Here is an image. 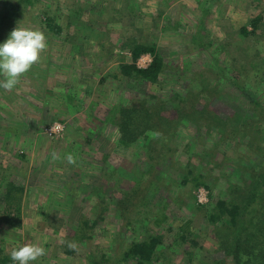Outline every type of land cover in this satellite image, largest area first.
Masks as SVG:
<instances>
[{
    "label": "rangeland",
    "instance_id": "374dc122",
    "mask_svg": "<svg viewBox=\"0 0 264 264\" xmlns=\"http://www.w3.org/2000/svg\"><path fill=\"white\" fill-rule=\"evenodd\" d=\"M21 9L4 41L20 25L43 31L47 49L15 89L0 88V264H14L11 250L29 242L47 251L31 264H137L124 259L126 248L151 236L160 241L158 264H235L224 250L236 243L231 217L211 223L208 215L226 200L246 208L239 210L245 235L259 231V198L241 190L250 179L262 181L264 128L226 139L218 124L208 130L211 121L197 126L185 114L229 118L234 128L259 120L264 0H41ZM259 16L255 34L251 23ZM89 20L97 33L81 29ZM135 44L155 47L164 59L158 81L132 68L153 62L149 53L135 59ZM137 110L171 120L165 126L173 135L164 134L167 147L154 162L142 140L121 142L120 122L130 123L128 139L140 131L131 119ZM55 122L66 124L65 132L45 133ZM68 153L76 164L64 159ZM188 163L204 166L210 190L182 185ZM125 198L128 205L120 206ZM162 208L167 219L156 226ZM224 223L227 230L215 229ZM189 226L195 232L185 238Z\"/></svg>",
    "mask_w": 264,
    "mask_h": 264
},
{
    "label": "trees",
    "instance_id": "16d2710c",
    "mask_svg": "<svg viewBox=\"0 0 264 264\" xmlns=\"http://www.w3.org/2000/svg\"><path fill=\"white\" fill-rule=\"evenodd\" d=\"M0 1H2L3 3L2 4L3 12L0 15V43H3L7 35L8 29H9V23L13 20L15 15H17L16 17H20L19 16L20 13L21 15H23L24 10H22L21 7L25 9L29 7H33L36 3L40 2L41 0H0ZM101 17L103 16L101 15ZM102 20L105 21L104 19ZM45 22H48L47 24L51 26L54 21L52 20L51 17L47 16L45 18ZM261 22H262V17L260 16L259 18L253 20V22L251 23L253 25L252 27L254 28L253 33L256 34L257 31L261 29ZM91 23L92 21L89 20L86 24H84L81 27V29L84 30L85 32H88L89 34H93V32L97 33V29H95L94 26L91 25ZM53 30L57 34H60L63 31V27L60 25H56L53 28ZM108 31L109 29H105L104 33H107ZM132 47H135L133 51V55L135 59H138L142 54H145V53H149L153 56V62L150 64L148 68L141 69L136 66L132 68L135 71H137L139 74H141V76L145 78L146 80L150 82L158 81L159 76L162 73L165 64H164V59L160 57L156 48L147 46L145 44H135ZM261 58H264V57H261ZM126 67L123 66V68H126ZM128 70H131V69H128ZM258 71L260 72L259 79L263 80L264 79V59L260 63ZM126 74H129V71H127ZM244 89H246V87H244ZM255 104L259 106L258 107L259 110L257 108V110L255 111L261 112V117L259 116L260 117L259 120H254V122L250 125H244V126H240L236 128H234V126L227 123V120L229 118L225 120V119H222L223 117L221 116H215V115L213 116L212 114H208V115L199 114L197 115V117H193L194 115L191 113L195 114V110L192 111V109L190 110L191 112L189 114L185 112L186 113L185 117L193 120L194 123H198L197 126H199V124L200 125L203 124L202 122L204 121L205 122L211 121L210 125H208V130L210 126L213 127L218 124L220 128L222 129L221 138L228 139L229 135L242 134V133L245 137L249 135L258 136V135H262L261 134L262 129L264 128L262 125L264 122H262L261 120V119H264V105L261 102L258 103L256 101H255ZM205 109L207 108L203 107L202 109H197L196 112L203 113L204 111H206ZM142 111L140 110L133 111L135 114L131 117V119L138 121V124L140 126V129H139L140 131L138 132V130H136L135 132V131L130 130L132 131L131 139L127 138L128 129L129 127H131L129 121L126 120L124 123H121V122L119 123L122 129V132H123V137H122L121 142L124 144L127 143L130 145L131 142H134L136 144L139 142L141 143V140H142L143 141L142 146L147 147V150H148L147 154L152 159L151 161L154 162L156 160L155 155L157 156L162 153L159 149L161 148L166 149L167 147L164 143H161V140H163L164 134L170 133L169 135H173L170 132V129L172 128L170 124L168 126V129H166V126H165L167 123H171L170 122L171 120H169V118L165 117L164 115H161V117L154 118V117L149 116L148 114L147 115L141 114ZM184 111H186V108ZM172 138H174V136ZM253 140H254V137L252 138V140H250L249 143L252 144ZM157 144H160L161 146L157 148L156 147ZM263 166H264V161L261 163V169L263 171H262L261 176H259L260 178H262V181H258L256 183H254L253 181L254 183L253 184L252 179H250L251 181L249 180L247 183H244V186H247V187L250 186L251 189H249L250 188L249 187L245 191L241 190V194L243 195L245 193V196H247V198H252V199L259 198V205L263 209V212L261 213L262 218L261 220H259V231L257 232L256 235L247 236L244 233V229L247 226L245 225V220L241 219L240 214H239V210L246 211V208L244 206L243 208L242 207L240 208L239 206L232 204L233 206L229 207L228 202L226 200H219L217 202L216 208L208 215L211 223H215L218 219L222 218L223 215L225 216V214H229V216L231 217V221L229 224L232 225V228L229 234L235 236L236 243H235V246L230 245V243L229 245L228 244L224 245V250H227L226 253L231 255L232 260L235 261V264H245V263L264 264V167ZM187 167H189L190 169H188L186 173H182V178H183L182 185L183 186L187 185L190 181L194 183L195 187L204 186L208 190L211 189V184L206 183L207 178L209 177V174H207L208 172L206 174H203L204 166L202 167L201 165L197 166V165L188 163ZM248 169L251 170L252 167ZM150 170L151 169L149 168L148 171L150 172ZM257 175L259 174L256 173V175H254L253 177H256ZM155 180L156 181L153 182V185H155V187L153 188L156 191H158L159 177L157 175H155ZM129 193H127V196L129 195ZM128 203L129 201L126 198L122 199L121 201H118V204L120 206H123V205L127 206ZM144 205L145 207L148 208L149 203L145 202ZM165 212H166L165 208H162L157 212V215H156L157 218L154 221L156 226H161L166 221L167 215ZM175 226L177 228H180L182 227V224L178 222L177 224H175ZM190 228L191 227L189 226V231L186 233L183 231L184 233L183 235L185 238H187L190 235H194V232H195L194 229L192 228L190 229ZM228 228L229 226H227L226 223H224V224H221V226L216 227L215 229L218 231H222V230H227ZM159 243H160L159 239L154 236L143 238V240L139 242L138 241L133 242L130 246H128V248H126L124 259L133 258V260L137 261V264H158L157 260H159V256H156V254L159 249ZM233 246H234V250L232 249ZM254 252H255V257L252 260L250 255H254ZM4 264H8V263L5 262Z\"/></svg>",
    "mask_w": 264,
    "mask_h": 264
},
{
    "label": "clouds",
    "instance_id": "9594fccd",
    "mask_svg": "<svg viewBox=\"0 0 264 264\" xmlns=\"http://www.w3.org/2000/svg\"><path fill=\"white\" fill-rule=\"evenodd\" d=\"M47 49V37L43 31L21 27L14 28L7 40L0 43V88L12 91L20 83L32 67L39 63L42 53ZM55 126H53L54 131ZM54 161L61 159L52 153ZM64 159L69 164H76V158L68 153ZM68 247L76 250L75 242H69ZM47 251L37 243H25L14 248L9 253L14 264H31L45 256Z\"/></svg>",
    "mask_w": 264,
    "mask_h": 264
},
{
    "label": "built area",
    "instance_id": "2783aa9c",
    "mask_svg": "<svg viewBox=\"0 0 264 264\" xmlns=\"http://www.w3.org/2000/svg\"><path fill=\"white\" fill-rule=\"evenodd\" d=\"M53 126H55L54 131ZM66 129L65 124L61 123V122H55L52 126H50V128H46L45 133H48L49 135L52 136H58L61 133H64Z\"/></svg>",
    "mask_w": 264,
    "mask_h": 264
}]
</instances>
